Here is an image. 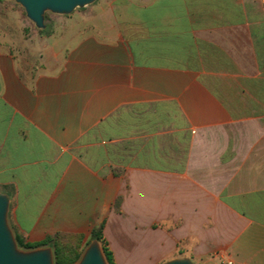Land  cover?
<instances>
[{"label":"crops","instance_id":"crops-1","mask_svg":"<svg viewBox=\"0 0 264 264\" xmlns=\"http://www.w3.org/2000/svg\"><path fill=\"white\" fill-rule=\"evenodd\" d=\"M53 20L29 41L0 21L13 233L84 247L103 226L116 264H264V0H96Z\"/></svg>","mask_w":264,"mask_h":264},{"label":"water","instance_id":"water-1","mask_svg":"<svg viewBox=\"0 0 264 264\" xmlns=\"http://www.w3.org/2000/svg\"><path fill=\"white\" fill-rule=\"evenodd\" d=\"M20 3L27 17L38 29H44L45 12L70 15L77 8L86 7L96 0H14ZM10 198L0 193V264H54L52 248L21 251L9 226ZM77 264H107L103 250L97 241L85 249ZM164 264H193L188 259H178Z\"/></svg>","mask_w":264,"mask_h":264},{"label":"rangeland","instance_id":"rangeland-1","mask_svg":"<svg viewBox=\"0 0 264 264\" xmlns=\"http://www.w3.org/2000/svg\"><path fill=\"white\" fill-rule=\"evenodd\" d=\"M79 9L80 8H77L74 11L79 10ZM55 17H57V14H54L50 11L45 12V15H44L45 28L43 29L45 34H43V35H46L47 32L53 30V28H54V20L53 19ZM20 19L24 25H27V26H24L22 28L26 32L25 35H26L27 41H29L32 37V34H30V31H32V30L33 31H41L42 30V29H38L35 26V24L27 17L26 11L20 3L14 1V0H0V21H2L3 25H4V23H6L5 25L7 26V28L10 31L11 30L13 31L15 29L18 30L17 25H18V23H19L18 21H20ZM8 222H9V220H8ZM9 226H10V224H9ZM117 231H118L117 229H114L116 241L118 243H121L122 239L120 238V235H117V233H116ZM93 241H97V240H91V241H89L90 242L89 244H91ZM123 241L125 242V240H123ZM97 242L99 243V245L102 249L101 243L99 241H97ZM88 246L89 245H85L84 247H82V244L78 243L76 246L73 245L71 247H66V248H67V250L71 251L70 253L73 255L75 253H79V254L83 253ZM119 248L125 250L126 246L125 245H119ZM20 250L21 251H32V250H23V249H20ZM53 254H54V252H53ZM79 260L75 264H77L79 262ZM54 264H55V257H54Z\"/></svg>","mask_w":264,"mask_h":264},{"label":"trees","instance_id":"trees-1","mask_svg":"<svg viewBox=\"0 0 264 264\" xmlns=\"http://www.w3.org/2000/svg\"><path fill=\"white\" fill-rule=\"evenodd\" d=\"M43 32V31H41ZM15 240L20 249L23 250H35L39 248L50 247L53 249L55 264H75L80 258L82 253L71 254L66 247L76 246L79 240H73L61 234H57L53 237H48L40 243H26L20 235L14 233ZM91 240H97L102 245L104 257L108 264H116L114 254L110 249L107 240L104 238L103 226L92 231ZM90 240V241H91ZM88 242L87 245H89Z\"/></svg>","mask_w":264,"mask_h":264},{"label":"built area","instance_id":"built-area-1","mask_svg":"<svg viewBox=\"0 0 264 264\" xmlns=\"http://www.w3.org/2000/svg\"><path fill=\"white\" fill-rule=\"evenodd\" d=\"M225 264H234V263H233V261H232V260H230V259H227V260H226V262H225Z\"/></svg>","mask_w":264,"mask_h":264}]
</instances>
